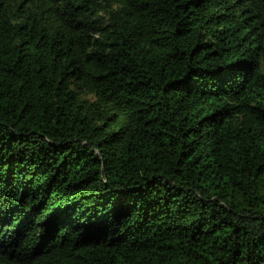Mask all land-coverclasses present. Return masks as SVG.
Segmentation results:
<instances>
[{
  "label": "trees",
  "instance_id": "1",
  "mask_svg": "<svg viewBox=\"0 0 264 264\" xmlns=\"http://www.w3.org/2000/svg\"><path fill=\"white\" fill-rule=\"evenodd\" d=\"M0 264H264V0H0Z\"/></svg>",
  "mask_w": 264,
  "mask_h": 264
}]
</instances>
